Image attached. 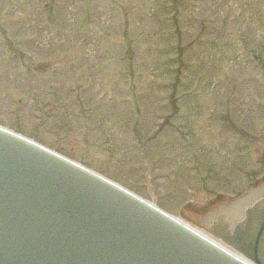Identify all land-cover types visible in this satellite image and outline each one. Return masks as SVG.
<instances>
[{
  "label": "rangeland",
  "instance_id": "obj_1",
  "mask_svg": "<svg viewBox=\"0 0 264 264\" xmlns=\"http://www.w3.org/2000/svg\"><path fill=\"white\" fill-rule=\"evenodd\" d=\"M0 126L198 228L264 183V0H0Z\"/></svg>",
  "mask_w": 264,
  "mask_h": 264
},
{
  "label": "water",
  "instance_id": "obj_2",
  "mask_svg": "<svg viewBox=\"0 0 264 264\" xmlns=\"http://www.w3.org/2000/svg\"><path fill=\"white\" fill-rule=\"evenodd\" d=\"M257 203L204 227L264 264V205ZM0 264L244 263L98 175L0 128Z\"/></svg>",
  "mask_w": 264,
  "mask_h": 264
},
{
  "label": "bare ground",
  "instance_id": "obj_3",
  "mask_svg": "<svg viewBox=\"0 0 264 264\" xmlns=\"http://www.w3.org/2000/svg\"><path fill=\"white\" fill-rule=\"evenodd\" d=\"M256 192L258 193L257 195H256V198H257V204H258V206L259 207H261L262 206V204L264 205V187H261L260 185L256 188ZM239 200V199H238ZM259 209V208H258ZM257 209V210H258ZM233 215H240L241 213L239 212V209H237L236 210V208H235V210H233ZM233 218H235V216H233ZM241 259H244L243 257L241 258Z\"/></svg>",
  "mask_w": 264,
  "mask_h": 264
}]
</instances>
